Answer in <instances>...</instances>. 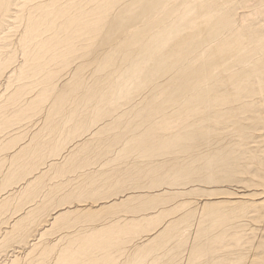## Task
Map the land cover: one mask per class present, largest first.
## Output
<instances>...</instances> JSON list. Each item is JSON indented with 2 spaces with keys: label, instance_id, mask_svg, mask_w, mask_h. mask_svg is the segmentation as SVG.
<instances>
[{
  "label": "bare ground",
  "instance_id": "1",
  "mask_svg": "<svg viewBox=\"0 0 264 264\" xmlns=\"http://www.w3.org/2000/svg\"><path fill=\"white\" fill-rule=\"evenodd\" d=\"M0 78V136L40 114L56 145L92 133L72 148H98L100 167L84 206L75 191L52 200L60 182L46 179L71 166L41 168L42 137L8 157L34 176L0 196V214L24 199L0 230L1 264H264V0H0ZM48 204L43 233L18 230ZM144 223L158 225L145 237ZM53 227L77 229L33 249Z\"/></svg>",
  "mask_w": 264,
  "mask_h": 264
},
{
  "label": "rangeland",
  "instance_id": "2",
  "mask_svg": "<svg viewBox=\"0 0 264 264\" xmlns=\"http://www.w3.org/2000/svg\"><path fill=\"white\" fill-rule=\"evenodd\" d=\"M79 62H81V60ZM63 78L68 80L69 79V74L66 72V74L62 76V79H61L62 82L64 81ZM4 80H3V78H0V81H1L0 82V86L2 85L0 87V89L3 87L1 89V91H0L1 93L4 92L5 89H6L5 88L6 86H4L6 84L2 83V81L4 82ZM87 88H88V84L83 87V89H87ZM43 105H45V104H43ZM46 119H47L46 116H42L40 114L39 115H33V116L27 118L26 121H21V123H24L23 125L20 122H19L20 124H15L17 127L12 124V126H10L11 129L9 128V129H7L6 132L4 131L1 134L0 142L2 144H4V145L1 146V150H0V169L2 170V171H0V184H2L4 182L7 184L8 176L11 173H14L16 175V179L12 180V182H14L13 186H9L3 192L2 191L0 192V196L1 195L4 196L11 189L18 187L19 185H22L28 178L34 176V175L26 176V173L24 172V170L25 169L28 170V167H26L24 170L22 169L23 170V172H22L20 169L11 168V164L9 162H7L6 160H8V157H10L12 155H15L25 145H27V144L29 145V143H27V142H31L32 141L31 139H34L35 137H42L45 141L48 142V146L49 147L44 152H42V154L40 153L41 156L39 155V159L40 160L38 162L41 163L43 161L42 162L43 164L40 167L41 168L43 167L44 169H46L47 168L46 165L51 160H53V159L54 160H61L65 156H68V155H69V157L67 158L66 161L64 160L65 162L63 163V165H70L71 166L70 167L71 169L66 171L65 174L60 176L59 178L50 179V177H48L46 179V181L55 180L53 182L54 183L56 182V184L60 182V184H58L57 186L54 187V190H59V191L61 190V192L60 193H55V195L52 197V200L53 199L54 200L58 199L60 201H62L63 199L65 200V199H67L68 194H70V193L75 191L76 193L79 194V196L76 197L78 199H76L74 201V203H76L75 205L84 204V206H88L87 203H95L96 201H98V198L90 199L87 196V194L80 195V190L83 187H87V184L91 181L90 177H92L93 179L96 178V175L98 173V169L100 168V167H98V163H97V155L99 154V149L97 148L96 150H91L90 151V149L84 150V149H73L72 148L73 145H75V144H79V143L81 144V143H83L82 141L85 142L87 140H90L92 138V136H90L92 133L91 134H87L86 133L87 135L85 134L86 136H84L85 139L84 138H78L77 141H72L71 140L72 142L70 140H67V139H69L68 137H65V138H63L64 144L56 145L57 141H53L55 139H53L54 138L53 137L54 134H52L53 131L51 129V125L47 126V123H49L48 122L49 120H46ZM63 119H65L64 116H63ZM90 119L91 118H89L87 120H90ZM95 119H97V118H94V124L97 123V121ZM26 123H28V124H26ZM65 124L67 125L66 121H65ZM23 127H25V128H23ZM26 128L28 129L27 131H26ZM98 128H100V127H98ZM98 128L94 129V131H97ZM23 131H25V132H23ZM9 132H10V134H9ZM3 134H6L5 137H4ZM87 136H88V138H87ZM60 138H58V139H60ZM68 142H69V144H68ZM142 155L143 154L140 153V151H136V152H133V153L129 152V153H127L125 155L124 158H121L120 161L118 159V162H121V161H124V160L126 161V160H130V159H135V158L137 159L138 157H141ZM54 156H57V157H54ZM90 159H92V164L88 165L87 164V162H88L87 160H90ZM77 160H81V162L79 163V162H77ZM31 165L33 166V163H31ZM73 165H75V167ZM100 166H101V164H100ZM47 184L49 185L50 183H47ZM43 185L44 184H42V187L40 188V191H39V193L37 195V199L43 197V199L47 201L49 199L48 195L46 194L47 187L44 189ZM233 188L237 189L235 186H233ZM1 189L2 188H0V190ZM42 189L44 190L43 192H41ZM211 190H213V189H211ZM189 192L190 191L188 190L187 194ZM187 194L185 196H183L184 198L183 197H181V198L179 197L175 201V203L173 202V203H171V205L173 206V205H175V204H177L179 202L190 201V200L193 201V202H196V201H199V200L203 199L202 197H200V195H202L203 192H195V193H192L191 195L190 194L187 195ZM32 195H34V194H32ZM16 198L17 197H14V204L10 205V206H7L5 211H3L0 214V230H1V232H4V230H7V228H10V226H11L12 222L15 220V218L18 217V215H20L23 212V210L22 209H18L17 206H18L19 202L24 200V199L19 200L18 198L17 199ZM99 199H101V197H99ZM26 203L27 204L24 207L27 209L30 206L37 204L38 202H30L28 199H26ZM171 205L169 204V206H171ZM51 208H52V206L50 204H48V208L47 209H42L40 211H32V213L29 215V218L25 222L27 225H22L21 228H18V230H25L26 231V230H32L33 229L32 231H34V230L40 229L39 227L42 228V224H44L45 221H46V218H48L49 211L51 210ZM143 211H146V210H143ZM143 214H151V212H146V213H143ZM179 215H182V214L178 213L177 215H174L171 218H173V217L175 218L176 216H179ZM135 216L138 217V216H141V215H138V214H135V213H128V214L125 213V214H123L121 216V219H126V220L127 219H132ZM213 218H215V217H213ZM118 220H120V216H118V219L115 218L114 221H118ZM123 222H125V221H123ZM101 223H103V224H101ZM101 223L99 225L101 227H104L103 225H105L107 222H103L102 221ZM144 224H143L144 225V227H143L144 228V232H143L142 236L146 237L147 234L151 233L152 230L155 227H157L159 222H158V224H156V226H153V224H151V223H144ZM188 225L191 226V223L188 224ZM257 225H258L257 227H259V228H262L264 226L263 223L260 224L262 227L258 223H257ZM190 226H188V227L190 228ZM192 226H193L191 228V237H192V239L190 241L189 246H193L195 244V239L198 236V233L200 232L202 225L199 227L197 223H195V225L193 223ZM207 226H208V223H206L205 227H207ZM69 228L70 227L64 228L63 231H59L60 229H57V228H54V227L51 228L49 231H47L45 233V237H47L48 235H49V237L44 239L39 244L38 248L34 247L33 249H37V251H39L42 248L43 245L51 244V242H55L56 240H58L59 236L60 237L63 236L64 239H65L66 236L71 235V234H75L74 232H75V230L77 228L76 229H73V228L69 229ZM78 228H80V227H78ZM44 230H45V228H43V231ZM67 230H69V232L70 231H73V232L71 234L64 233ZM43 231H41V229L39 230V232H41V233H43ZM220 231L221 230H214V231H212V234L220 233ZM142 236L137 237L138 242H142V240H141ZM12 238L13 237H11L9 239V241ZM204 240L206 241L207 239H204ZM60 243H62V242H60ZM68 244H69V242H67V245ZM52 245L54 246L56 244L54 243ZM62 245L64 246L63 243H62ZM131 246L133 247V245L128 244L127 251L132 249ZM12 250L10 249L8 252L10 253ZM2 251L3 250H1V252ZM14 251H16V250H14ZM22 253H24V252H22ZM3 255H5V254H1L0 255V262H3L6 259H8V258H6L7 255H5L6 257L5 256L3 257ZM19 256L22 259V254L21 255L19 254ZM189 256H190V254H188V257ZM39 257L40 258H44L43 255H41ZM191 257L193 258V255H191ZM54 261H55L54 258H51V259L48 260V263H54ZM207 263H208L207 259L204 258V259L201 260V262L199 264H207ZM182 264H188V263L187 262L186 263L182 262Z\"/></svg>",
  "mask_w": 264,
  "mask_h": 264
}]
</instances>
